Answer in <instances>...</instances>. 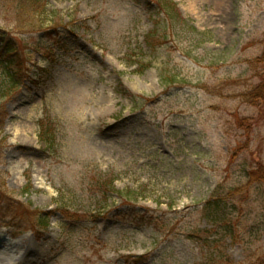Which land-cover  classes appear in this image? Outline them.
Returning a JSON list of instances; mask_svg holds the SVG:
<instances>
[{
  "label": "rangeland",
  "instance_id": "obj_1",
  "mask_svg": "<svg viewBox=\"0 0 264 264\" xmlns=\"http://www.w3.org/2000/svg\"><path fill=\"white\" fill-rule=\"evenodd\" d=\"M34 1L0 0L4 263L264 264V0Z\"/></svg>",
  "mask_w": 264,
  "mask_h": 264
},
{
  "label": "trees",
  "instance_id": "obj_2",
  "mask_svg": "<svg viewBox=\"0 0 264 264\" xmlns=\"http://www.w3.org/2000/svg\"><path fill=\"white\" fill-rule=\"evenodd\" d=\"M44 1V0H43ZM27 5L25 6L28 11H34L32 13L33 15L36 14V7L38 4V1L34 0H26ZM167 7L166 14L167 16L171 19L175 15V9L174 6L169 4ZM25 10V9H24ZM31 13V12H29ZM172 14V15H171ZM41 15L43 13L41 12ZM67 30V28L61 24H58L56 26H53V32L57 33L60 37H63L61 41L68 40V38L64 37V32ZM43 35L46 34L48 31H42ZM74 41L76 40V36H72ZM55 44H58L56 42ZM66 43L63 42L62 46H65ZM63 48V47H62ZM37 51H39L37 49ZM27 57H29V53H26ZM22 78H28V71H26V63L22 61V56H20V53L18 51V45L10 37L8 33H6L3 30H0V99L5 98L6 96L11 95L15 89L18 88L20 85L21 79ZM122 93V92H121ZM125 95H128L125 91H123ZM38 127H39V134H38V140L42 143H45L47 147H50L52 144H54V135L51 132V129L46 124H43V121H38ZM106 183V182H105ZM105 183L102 185L105 188ZM108 187H106L103 191H100L104 195L106 194H116L118 197L121 199H124L125 202L124 204L128 205L129 201L133 199L134 193L125 191V192H119L114 189L113 181H108L107 182ZM106 185V186H107ZM3 188L4 184L0 185V193L3 194ZM6 194L7 192L4 191ZM28 190L25 189L22 191V194H27ZM127 199V200H126ZM9 202V201H8ZM5 199L4 196L0 195V207L3 209V205L8 203ZM207 207H209L208 212H206L205 217L206 219L213 225L218 224V222L224 223L225 224V219H223V214L222 216L216 217L215 215H219L220 213V206L218 205L217 202H212L211 204L208 203ZM222 213V212H221ZM146 219V218H144ZM143 219V220H144ZM38 220L41 222L40 225L37 227L38 229H42V227L46 226L48 223V217H42L38 218ZM148 220V219H147ZM0 223L6 227L8 224L4 223V220L2 217H0ZM206 246L209 247V245L206 244ZM224 264H232L228 262V259L224 257Z\"/></svg>",
  "mask_w": 264,
  "mask_h": 264
},
{
  "label": "bare ground",
  "instance_id": "obj_3",
  "mask_svg": "<svg viewBox=\"0 0 264 264\" xmlns=\"http://www.w3.org/2000/svg\"><path fill=\"white\" fill-rule=\"evenodd\" d=\"M0 245H6V247H8L7 245H9V240L0 236ZM6 257V254L0 253V264H5L4 262L6 261Z\"/></svg>",
  "mask_w": 264,
  "mask_h": 264
}]
</instances>
